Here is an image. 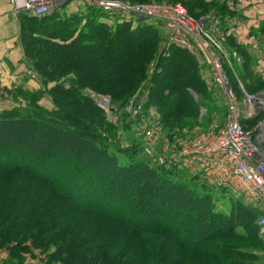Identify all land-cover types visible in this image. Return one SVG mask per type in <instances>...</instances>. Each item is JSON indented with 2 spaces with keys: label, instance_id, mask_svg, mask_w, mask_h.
<instances>
[{
  "label": "trees",
  "instance_id": "1",
  "mask_svg": "<svg viewBox=\"0 0 264 264\" xmlns=\"http://www.w3.org/2000/svg\"><path fill=\"white\" fill-rule=\"evenodd\" d=\"M216 1L211 3L226 25L233 12L224 1ZM194 4L200 14L184 6L201 18L207 4L203 0ZM89 10L85 16L60 22L55 30L44 25L53 16L21 15V41L42 78V88L20 90L26 105L0 114V251L10 254L8 263L22 264L24 254L37 250L47 264H105L113 259L118 264H264L260 213L255 208L231 197L229 212L218 211V194H225L223 190L185 173L151 166L141 157V142L118 136L119 125L84 94L90 89L110 95L114 107L122 110L146 83L149 94L136 119L149 120L150 109L155 108L166 136L191 131L201 124L202 103L194 94L205 105L212 103L214 94L197 57L176 46L160 57L164 36L160 26L146 19H137L135 25L133 20L110 25L103 20L108 15ZM228 39V49L241 58L232 60L230 67L226 64L232 87L241 97L239 79L245 89L248 86L247 94L263 92L264 80L251 69L250 48L233 36ZM158 56L149 80L148 70ZM180 56L190 63L195 82L167 81L172 62ZM117 57L118 67L113 62ZM124 65H130L129 72L135 75L126 78ZM45 95L53 110L40 106ZM52 131L57 135L53 148L47 138ZM91 155L100 162L92 161ZM62 158L69 166L65 177L57 170ZM145 192L151 195L144 198ZM165 205L171 208L166 217ZM201 226L205 234L200 233ZM85 241L90 249L80 251ZM140 242L146 255L139 254Z\"/></svg>",
  "mask_w": 264,
  "mask_h": 264
},
{
  "label": "built area",
  "instance_id": "2",
  "mask_svg": "<svg viewBox=\"0 0 264 264\" xmlns=\"http://www.w3.org/2000/svg\"><path fill=\"white\" fill-rule=\"evenodd\" d=\"M68 1L9 0V3L17 16L24 14L42 19ZM80 2L119 21L146 19L150 24L160 26L164 32L162 45L165 51L174 46L184 48L198 55L210 68L212 82L224 94L228 104L222 131L189 133L184 130L183 135L169 137L163 133L157 111L152 108L150 119L140 124L137 135L144 142L143 154L151 166L185 173L255 208L260 213L258 224L264 241V118L252 129L244 126V122L264 113V91L256 95L243 93L240 98L232 87L226 64L232 66V60L241 62V58L227 48L229 26L224 25L216 14L199 19L192 17L182 4L140 5L120 0ZM252 48L258 50V44L254 43ZM93 97L105 115L117 117L119 109L114 107L109 96ZM146 98L147 93H139L125 107V112L133 118L140 117Z\"/></svg>",
  "mask_w": 264,
  "mask_h": 264
},
{
  "label": "rangeland",
  "instance_id": "3",
  "mask_svg": "<svg viewBox=\"0 0 264 264\" xmlns=\"http://www.w3.org/2000/svg\"><path fill=\"white\" fill-rule=\"evenodd\" d=\"M120 1H126V2H130V3H133V4H140V5H157V6H174V5H177V4H182L184 6V4H187L189 10L191 9L193 11H196L197 14H200V11H198L200 9V7H198L197 5L194 4V1H196V0H180V1H176V2H174L172 0H143V1H140V2H138V0H135V2H132L134 0H132V1H130V0H120ZM221 1H224L228 5V7H229V9L231 11H234L236 9L235 6L240 4V0H217L216 2L218 4ZM203 2H205L207 4L206 7H205L206 8L205 10L207 12L203 16H206L208 14H216L217 16H219L216 13L217 12L216 9H218V8L216 7L215 4L211 3V0H203ZM89 9H91V8H89L88 6L82 4L80 2V0H70L66 4L60 6V8H58L55 12H53L50 15V16H53V18L48 20V21H46V22H44V25L45 26L49 25L51 30H55L56 29V25H57V27H59V23L60 22L68 21L74 15H79L81 17L85 16L87 13H89V11H90ZM203 16H201V17H203ZM192 17H194V16H192ZM197 19H199V18H197ZM103 20L106 21L110 25H115L116 23H118V21L116 19L110 18V17L107 18V19H105V17H104ZM131 20H133L134 25L137 24V22H138V20L136 18H132ZM231 21L232 20L227 18L226 25L230 26ZM222 30L225 31L224 28H222ZM229 32H230V30H229ZM230 36H233V34L231 32H230V35L227 36V41L229 40L228 38ZM19 43H20V45H18L16 47L19 48L20 51H22V55H23V58H24L23 59V63L27 64L28 70H29L28 76L30 77L31 80L36 81L40 85V88L38 89V90H40L42 88V78H41V76H39L36 73V71L34 70L30 59L26 56V50H25V48H24V46L22 44L21 39H20ZM162 43H163V40H162L161 44L159 45V50H158V55L160 57L164 56V55H166L168 53L167 51H165L163 49ZM116 48H118V47H116ZM194 55L197 57V60H198L199 66H200L199 68H200L201 74H202V76H203V78H204V80L206 82V85L209 87L210 90L213 91L214 94H213L212 103H209L208 105H205V102L202 100V98L193 93L194 97H195V100L202 103V109L200 110V115H199V118H198V120H199V122L201 124H200V126L196 127L194 130H191V131L187 130V132L192 133V132L215 131L216 133H219L225 127V119H226V116H227V113H228L227 100H226L224 94L222 92H220L215 87V85L213 84L210 68L208 66H206L201 61V59L199 58L198 55H196V54H194ZM159 56L157 57L156 61H154L150 65V68L148 70V77H149L148 79L149 80L151 79L152 75L154 74V71L156 69L155 68L156 67V63H157V60L159 59ZM183 57L184 56L176 57L175 61L172 62V65H171V67L169 69V77H168L169 79L167 81L170 80L174 84H182V85L183 84H189L190 81L191 82H195L194 81V75H193L192 69L190 67V63H188V61H186L187 59L185 60ZM117 58L113 62H116L117 67H118V64L121 63V58L120 57L118 59ZM154 65H155V67H154ZM129 66L130 65H126V66L124 65V67H122V72H123L122 74H124V76H126V78H130L131 75H133V76L135 75L134 71L129 72V69H130ZM133 68H134V66H133ZM251 69H252V67H251ZM252 72L254 73L253 69H252ZM261 79L264 80L263 78H261ZM238 82L243 84L242 81L239 80V79H238ZM253 83H255V81H253ZM145 86H146V83L137 92V94L135 96H133L128 101V104L131 102V100L133 98H135L137 95H139V93H143V94L147 93V96H148V94H149L148 91H146L144 89ZM242 87H243V89H242ZM247 87H246V89H247ZM246 89L244 87V84L242 86H240V92L242 91V93L240 94V96H241L240 98L243 97V95H244L243 93H247ZM20 90L29 91V92L38 91V90H26V89H23V88L16 89L15 90L16 98L20 97L21 100L18 103L14 102L15 106H12L10 109L18 108V106L21 105V104L26 105V103L24 102L22 96L19 93ZM180 90H181V88H180ZM0 93H3V90H0ZM6 93H7L8 96H10V91L6 92ZM11 93H12V91H11ZM84 94L86 96L90 97L94 101L96 106L98 108H100V106L98 105V102L94 99L93 96L94 95H103V94L96 93V92H94V91H92L90 89H85V93ZM106 96H109L111 98V100H112V97L110 95H106ZM181 102L185 103L187 105V99L185 97H182V101ZM112 103H113V100H112ZM39 104H40V106L44 107L45 109H48V110H53L54 109V105H53L52 101L46 95L39 102ZM125 107H124V109H125ZM2 108H3V106L1 107V104H0V114L2 112L6 111V110H10L8 108H6V109H2ZM124 109L119 110V112L117 113V117H116V115L114 117H108L106 115V117L109 118L110 120H112L116 125H119L118 126V128H119L118 136H120V137L124 136L125 139H126V137H135V138L138 139L139 142H141V144H142L141 157L144 158L145 161H147L145 155L143 154V144H144V142L137 135V128L140 127L139 123H143V122H139V120H137L136 118L133 119V117L129 116L125 112ZM261 115H263V118H264V114L261 113ZM261 115L259 114V115L255 116L253 120L246 121L245 122V126L249 127L250 129L254 128L255 125H257V123L262 120L261 119V117H262ZM158 117L160 119V115H158ZM259 119H261V120L259 121ZM161 128H162L163 133L165 134V131L163 130V127H161ZM60 133H63V132H60ZM183 134H184L183 132L180 133V135H183ZM176 135H178V134H176ZM56 136L57 135L54 134V131H52L51 133H48L47 138L49 140V145H50V147L52 146V148H53V143H54V140L56 139ZM123 144H125V145L127 144L126 140L123 141ZM90 159L92 161H95V162L96 161L100 162V158L98 156H95V155H91ZM35 163L38 164V162H33V164H35ZM36 167H38V166H36ZM68 167H69L68 163H66V160L64 158H62L60 161H58L57 170H58V173H60L61 176L65 177L68 174V172H69L68 171ZM56 181H57L58 187L63 188L64 184L61 182V179L57 178ZM129 189L132 191V193H135V189H132L131 187H129L128 190ZM141 192L142 191H140L139 194H141ZM144 195H145L144 198H147L151 194L145 192ZM152 199H155L154 195H152ZM93 202H96V201H93ZM230 204H231V196H230L229 193H226V194H223V195L218 194V200H217V205H216L218 211H221V212H224V213H228L229 210H230V206H231ZM170 209H171L170 206L165 205V207H164V209L162 211L164 217L168 216V214L171 215ZM83 215H86V217L90 218L91 221H96L98 223V220L93 218L92 215H88V214H83ZM136 218H138V217H136V215H134L133 219H136ZM91 225H92V222H91ZM192 228H194V227H192ZM117 229H119L120 231L122 230V229H120V226H118ZM206 232H207L206 229L203 226H201L200 227V233L201 234H205ZM189 233H190L191 239H193L194 238L193 230L191 232H189ZM128 242H135V239L134 238H129ZM89 247H90V243L88 241H85V243L80 244V248H78V249L80 251H84L85 249L86 250L90 249ZM139 249H140L139 250V254L146 255L145 249H143L141 247V242H140V245H139ZM0 252H4L5 254H7V257L4 258V262H5V264H9L8 261L11 259L10 258V254L7 251H5V250L0 251ZM41 256L43 257V254H41ZM36 257L37 256H35L34 254L33 255L24 254V256L22 257V259L24 260L22 262V264H31L32 260L37 259ZM0 264H3V263L0 262ZM105 264H118V262H116V260L113 259V260L108 261V262L106 261Z\"/></svg>",
  "mask_w": 264,
  "mask_h": 264
},
{
  "label": "crops",
  "instance_id": "4",
  "mask_svg": "<svg viewBox=\"0 0 264 264\" xmlns=\"http://www.w3.org/2000/svg\"><path fill=\"white\" fill-rule=\"evenodd\" d=\"M237 6V7H236ZM235 6L232 15L228 18L230 32L236 42L250 48L254 57L252 69L257 76L264 79V1L263 0H240ZM22 30L21 15L17 16L11 9L9 0H0V104L2 109H10L21 98L15 95L16 89L38 90L40 85L28 76L27 64L23 63L22 51L16 46L20 45ZM258 44V50L254 51L252 45ZM10 91V96L6 92ZM12 91V93H11ZM37 256L31 264H46L42 260L40 251L33 253ZM7 254L0 252V262L5 264Z\"/></svg>",
  "mask_w": 264,
  "mask_h": 264
}]
</instances>
